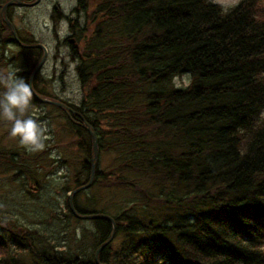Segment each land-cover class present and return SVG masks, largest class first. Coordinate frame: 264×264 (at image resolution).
I'll return each instance as SVG.
<instances>
[{"label": "trees", "instance_id": "obj_1", "mask_svg": "<svg viewBox=\"0 0 264 264\" xmlns=\"http://www.w3.org/2000/svg\"><path fill=\"white\" fill-rule=\"evenodd\" d=\"M77 5L85 19L71 23L67 44L84 93L73 111L61 108L77 154L61 161L75 187L88 181L91 126L115 163H96V181L113 176L134 199L104 212L110 241L111 221L93 218L91 252L58 250L35 228L0 220V264H264V0L227 10L211 0ZM24 151H2L0 166L33 178Z\"/></svg>", "mask_w": 264, "mask_h": 264}, {"label": "rangeland", "instance_id": "obj_2", "mask_svg": "<svg viewBox=\"0 0 264 264\" xmlns=\"http://www.w3.org/2000/svg\"><path fill=\"white\" fill-rule=\"evenodd\" d=\"M6 1L1 0L0 13ZM35 1V4L27 6L16 3L8 6L6 17L23 43L38 42L46 47L47 53L35 73L36 80L32 81L34 89H40L45 97L57 100L73 111L71 108L78 106L84 90L76 70L78 61L71 56L70 45L67 43L69 38H73L70 36L71 23L81 25L85 19L84 10L78 7L77 0ZM238 1L218 0L217 3L227 10ZM6 17L0 14V52L4 51L6 62L0 71H15L28 80L42 56V51L20 46L4 21ZM4 23L8 30L4 28ZM188 81L189 75L174 79L176 85H185ZM0 90L3 91V88L0 87ZM36 92L43 96L37 90ZM61 108L63 107L30 103L26 116L46 122L52 137L46 148L37 152L40 155L28 153L19 143L18 137L10 136L11 122L0 117V153L3 154V151L19 154L21 150H25L21 154V161L29 166V170L36 171L33 178H29L24 168L0 166V220L10 227L16 225L13 221L16 220L35 228L49 243L57 246L58 250L91 252V240L95 231L93 218L72 217L65 204V199L75 188L70 179L74 168L61 159L75 158L77 154L74 153L76 136L67 132L64 127L68 117ZM97 150V158L92 160L93 149L90 158L91 165L94 162V168L96 163H99L100 168L115 165L112 151L101 152L98 146ZM52 153H56V156L53 157ZM45 157L50 159L48 163L44 161ZM112 177L102 179L106 186L105 183L99 185L93 173L89 185L71 195L72 198L75 195L78 207L84 211L108 212L114 215L127 206L134 199L132 190L130 187L110 184ZM89 180L90 176L85 184ZM28 258L30 259L29 256Z\"/></svg>", "mask_w": 264, "mask_h": 264}, {"label": "clouds", "instance_id": "obj_3", "mask_svg": "<svg viewBox=\"0 0 264 264\" xmlns=\"http://www.w3.org/2000/svg\"><path fill=\"white\" fill-rule=\"evenodd\" d=\"M217 3L218 0H211ZM0 117L11 122L10 136L19 138V143L28 153L43 151L52 139L46 122L26 116L33 98L32 86L26 78L15 71L0 72ZM55 157L56 153H52Z\"/></svg>", "mask_w": 264, "mask_h": 264}, {"label": "water", "instance_id": "obj_4", "mask_svg": "<svg viewBox=\"0 0 264 264\" xmlns=\"http://www.w3.org/2000/svg\"><path fill=\"white\" fill-rule=\"evenodd\" d=\"M14 2H16L17 4H20V5L25 4V2L22 1V0H15ZM35 2H36V1H34L33 3H35ZM11 3H13L12 0L7 1V2L2 6V10L5 11L6 6L9 5V4H11ZM5 20H6L7 24L10 25V22H9L7 19H5ZM14 36H16V35H14ZM15 38L17 39V37H15ZM33 46H40V47H42V48L44 49V54H43L41 60L36 64V66L34 67V69L32 70V72L30 73V76H29L28 82L30 83L31 86H32V79H33V76H34V74L36 73V71L39 69V67H40V65H41V63H42V61H43V59H44V57H45V54H46V48H45L42 44L36 43V44H30V45H27V47H33ZM32 91H33V96L36 97V98H38V99H39L40 101H42V102H50V103L57 104V105H59V106H63V103H61V102H59V101L51 100V99H48V98H45V97L39 95L37 92H35V90L33 89V87H32ZM83 125H84V124H83ZM85 128L88 130V132L90 133L91 138H92V146H93V157H92V160H95V159L97 158V151H98V150H97V136H96L95 132L90 128V126L85 125ZM93 173H94V162L92 161V165H91V175H90V180H89V182H88L87 184H85V185H82V186H79V187L73 189V190L71 191V194L69 195V204H70V208H71L72 212H73L76 216H78V217H80V218H100V217H103V218H107V219H109V220L111 221V223H112V227H113V230H112L111 236H110V238H109V240H110V239L112 238L113 234H114V229H115L113 218L110 217V216L107 215V214H102V213H85V214H79V213H77V212L75 211V209H74V207H73V204H72V201H71V200H72V196H71V195L75 194V193L78 192L80 189L85 188L86 186L89 185V183L91 182V179H92V177H93ZM109 240H107V241H109ZM106 243H107V242H106ZM106 243H104V244H106ZM104 244H102L100 247L97 248V250H96V255H95V260H97V253H98V251L104 246Z\"/></svg>", "mask_w": 264, "mask_h": 264}, {"label": "flooded vegetation", "instance_id": "obj_5", "mask_svg": "<svg viewBox=\"0 0 264 264\" xmlns=\"http://www.w3.org/2000/svg\"><path fill=\"white\" fill-rule=\"evenodd\" d=\"M68 40H69V41H73V39H70V38H69Z\"/></svg>", "mask_w": 264, "mask_h": 264}, {"label": "bare ground", "instance_id": "obj_6", "mask_svg": "<svg viewBox=\"0 0 264 264\" xmlns=\"http://www.w3.org/2000/svg\"><path fill=\"white\" fill-rule=\"evenodd\" d=\"M71 36V35H70ZM36 76V74H34L33 78ZM96 261V260H95Z\"/></svg>", "mask_w": 264, "mask_h": 264}]
</instances>
